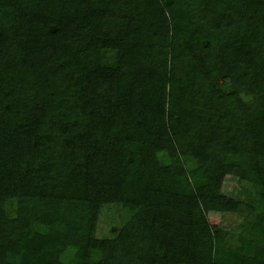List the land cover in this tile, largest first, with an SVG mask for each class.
Segmentation results:
<instances>
[{
  "label": "trees",
  "instance_id": "obj_1",
  "mask_svg": "<svg viewBox=\"0 0 264 264\" xmlns=\"http://www.w3.org/2000/svg\"><path fill=\"white\" fill-rule=\"evenodd\" d=\"M0 264H264V0H0Z\"/></svg>",
  "mask_w": 264,
  "mask_h": 264
},
{
  "label": "rangeland",
  "instance_id": "obj_2",
  "mask_svg": "<svg viewBox=\"0 0 264 264\" xmlns=\"http://www.w3.org/2000/svg\"><path fill=\"white\" fill-rule=\"evenodd\" d=\"M249 187L251 188L250 183L240 182L235 177H228L224 182L223 190L231 196L240 197L242 189ZM122 209L113 205H108L103 209L97 231L99 236L110 235L113 225L122 224L125 214ZM213 216L218 217L221 225L226 228L237 227L241 222V217L232 212L213 213Z\"/></svg>",
  "mask_w": 264,
  "mask_h": 264
}]
</instances>
